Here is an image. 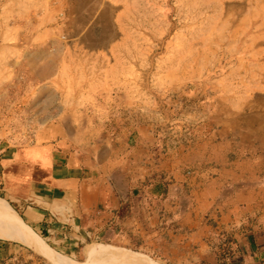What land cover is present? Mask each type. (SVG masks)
<instances>
[{
	"label": "crops",
	"instance_id": "1",
	"mask_svg": "<svg viewBox=\"0 0 264 264\" xmlns=\"http://www.w3.org/2000/svg\"><path fill=\"white\" fill-rule=\"evenodd\" d=\"M50 1L21 20L14 11V44L2 48L20 64L0 69V90L12 106L1 116L43 124L30 143L1 150L0 197L59 251L92 237L163 235L174 249L208 254L212 232L224 233L239 212L264 202V114L253 116L246 140H227L221 117L202 138L162 133L144 122L142 106L99 93L102 76L90 77L111 57L110 43L123 40L106 32L110 7ZM18 75L25 80L15 81ZM15 90L22 92L9 98Z\"/></svg>",
	"mask_w": 264,
	"mask_h": 264
},
{
	"label": "rangeland",
	"instance_id": "2",
	"mask_svg": "<svg viewBox=\"0 0 264 264\" xmlns=\"http://www.w3.org/2000/svg\"><path fill=\"white\" fill-rule=\"evenodd\" d=\"M51 3L0 0V69H17L20 64L16 54L7 57L2 49L14 44L9 42L15 32L13 23L18 20L14 11L21 20L22 13L36 14ZM103 3L111 9L106 32L118 34L123 40L110 43L111 57L104 58L102 70L95 73L91 68L93 80L96 74L102 76L99 93L124 97L127 105L142 106L144 122L153 123L164 134L177 129L186 138H202L214 127V119L221 117L227 140L247 139L253 116L264 114V0ZM93 33H100V28L95 26ZM24 80L21 75L15 79ZM91 91L95 93V87ZM16 92L22 91H9V98ZM66 93V98L72 94ZM6 95L7 91L0 90V138L22 145L24 136L34 133L43 123L1 116L12 108ZM0 200L6 204L1 197ZM39 238L46 246L44 255L19 243L0 240L5 250L0 252V264H55L47 258L51 254L60 259L54 260L58 264H125L120 262L122 258L135 257L139 264H214L211 257L215 258L220 243L226 240L232 251L230 262L260 264L264 262V202L250 214L239 212L224 233L212 232L204 241L208 254L203 256L192 249H174L175 245L163 235L159 240L153 237L135 242L92 237L72 252L54 249Z\"/></svg>",
	"mask_w": 264,
	"mask_h": 264
},
{
	"label": "bare ground",
	"instance_id": "3",
	"mask_svg": "<svg viewBox=\"0 0 264 264\" xmlns=\"http://www.w3.org/2000/svg\"><path fill=\"white\" fill-rule=\"evenodd\" d=\"M1 201L2 200H0V240L1 241H13V242L19 243L37 253H40L41 255L42 254L44 255L46 252V249H45L46 246L44 247V244H42L43 242L41 241V239L36 234H34L33 231L22 222V220L12 211V209L8 205L3 204V202ZM47 252H49V250ZM92 252H90V254ZM95 253L97 255L98 252L95 251ZM102 255L103 254H100V256ZM47 258L53 263H56L54 260L59 259L57 257H53L52 254L50 257H47ZM90 261L95 262V260H90ZM120 262L125 263V264H139L140 260H138V258L136 257L133 259L122 258ZM63 263L68 264L66 262H63ZM111 263L112 262L109 261L107 263L95 262L92 264H111Z\"/></svg>",
	"mask_w": 264,
	"mask_h": 264
},
{
	"label": "trees",
	"instance_id": "4",
	"mask_svg": "<svg viewBox=\"0 0 264 264\" xmlns=\"http://www.w3.org/2000/svg\"><path fill=\"white\" fill-rule=\"evenodd\" d=\"M228 241L229 240H226L225 242H222L219 245L220 251L215 254L217 264H234V262H230L232 251L230 250V247L227 245ZM237 263L238 261L236 262V264ZM260 264H264V262Z\"/></svg>",
	"mask_w": 264,
	"mask_h": 264
},
{
	"label": "built area",
	"instance_id": "5",
	"mask_svg": "<svg viewBox=\"0 0 264 264\" xmlns=\"http://www.w3.org/2000/svg\"><path fill=\"white\" fill-rule=\"evenodd\" d=\"M32 139H33V133H29V134H27L26 137L24 136L22 143L23 144L30 143L32 141ZM9 144L10 143L8 140H5L4 138L3 139L0 138V152L4 148L5 145H9Z\"/></svg>",
	"mask_w": 264,
	"mask_h": 264
},
{
	"label": "water",
	"instance_id": "6",
	"mask_svg": "<svg viewBox=\"0 0 264 264\" xmlns=\"http://www.w3.org/2000/svg\"><path fill=\"white\" fill-rule=\"evenodd\" d=\"M51 252V251H50ZM53 255V254H52ZM42 257V256H41ZM55 264H58V263H55ZM72 264H74V263H72Z\"/></svg>",
	"mask_w": 264,
	"mask_h": 264
}]
</instances>
